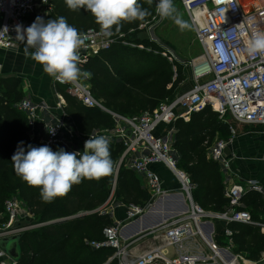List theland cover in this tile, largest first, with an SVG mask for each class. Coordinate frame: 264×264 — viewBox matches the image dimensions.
Instances as JSON below:
<instances>
[{
    "label": "built area",
    "instance_id": "obj_1",
    "mask_svg": "<svg viewBox=\"0 0 264 264\" xmlns=\"http://www.w3.org/2000/svg\"><path fill=\"white\" fill-rule=\"evenodd\" d=\"M181 2L202 52L195 58L184 60L189 70L188 86L179 89L173 98L163 100L154 110L122 115L106 108L92 94L90 74L81 76L74 83L54 81L57 90L64 86L83 104L98 106L113 116V127L96 128L88 137L77 130L66 112L64 99L58 104L57 113L46 103L35 101L30 96L15 103L27 120L28 145H48L52 150L62 147L71 152H82L85 141L91 136L104 135L111 142H120L124 146L117 166L122 161L145 178L151 195L147 205L128 206V223L113 219V224L104 228L103 240L89 242L93 248L111 247L115 250L107 262L116 259L118 264H244L246 255L235 252L234 231L227 227L228 223H250L260 226L264 232V222L254 219L242 202L243 195L250 190L264 197V184L254 178L235 182L225 188L229 205L224 212L203 208L192 198L195 184L189 174L178 167L181 153L174 147L175 139L172 137L176 133L175 122L178 119L188 121L193 114L207 108L216 112L223 122L231 120L239 124L264 125V55L257 53L253 56L247 50L248 42L255 35L264 34V0ZM37 16L45 20L57 18L52 0L47 3L44 0H0V49H17L23 43L17 39V26L26 29ZM82 34L87 36V47L80 51L85 62L79 67L86 72L84 64L90 56L110 48L123 37L115 31L107 35L101 28H91ZM175 58L182 62L179 57ZM51 130H55V134L50 133ZM231 131L236 134V128L232 127ZM229 142V139L216 138L208 146V157L224 168L229 165L226 157ZM261 160L264 162V151ZM157 165L165 166L179 180L184 190L182 193L189 200L187 207L156 225L132 233L130 227L135 219L160 198L175 194L165 187L162 176L154 169ZM109 199L98 210L110 212L113 216L116 207L125 204L113 195ZM32 217L23 199L17 196L8 198L0 214V238L50 222L28 221ZM24 221L28 222L17 225ZM219 221L225 223L221 231L216 227ZM220 237L226 238L225 245L217 240ZM0 264L17 262L0 249Z\"/></svg>",
    "mask_w": 264,
    "mask_h": 264
},
{
    "label": "trees",
    "instance_id": "obj_2",
    "mask_svg": "<svg viewBox=\"0 0 264 264\" xmlns=\"http://www.w3.org/2000/svg\"><path fill=\"white\" fill-rule=\"evenodd\" d=\"M52 2L54 16H64L80 33L91 28H101L90 11L84 8L73 11L68 8L65 0ZM139 2L150 13L145 21L124 23L121 31L116 33L123 34V37L110 48L90 56L84 64L85 70L90 74L93 96L102 100L107 108L123 115L154 110L166 98H173L189 76L184 63L173 59L170 51V54L163 56L161 53L164 50L159 45L154 44L146 52L124 44L126 36L128 39L146 22H152L157 15L156 0L151 5L146 0ZM114 28L115 26L113 31ZM134 40L142 42L138 38ZM146 64L152 70L142 72L141 69ZM20 82L18 77H0V214L6 200L17 196L24 200L35 223L52 222L22 232V251L18 263L105 264L115 250L111 247L93 248L89 242L103 240L104 228L113 224L112 214L98 209L112 194L115 165L124 146L116 141L110 143L111 158L114 161L111 175L100 181L83 179L79 185H73L67 196L56 197L51 203L43 202L40 189L29 186L17 175L11 161L20 142H24L25 150L29 142L26 117L15 106L25 95ZM58 90L66 100V112L84 137H88L96 128L115 125L109 112L98 106L83 104L62 87H58ZM175 126L174 147L181 153L179 166L185 169L195 184L192 189L195 202L205 209L224 212L229 205V198L225 195L223 167L208 157V146L216 136L229 138L227 124L221 122L216 112L207 108L193 114L188 121L178 119ZM60 148L62 147H56L53 151ZM113 197L127 205L142 207L151 199L142 178L124 162L118 170ZM242 202L254 219L258 220L264 214V197L261 193L250 190L243 195ZM80 212L84 214L74 217ZM227 227L234 231L235 250L247 252L251 259L259 260L264 252V232L261 227L243 222H230ZM108 264H118V261L113 259Z\"/></svg>",
    "mask_w": 264,
    "mask_h": 264
},
{
    "label": "clouds",
    "instance_id": "obj_3",
    "mask_svg": "<svg viewBox=\"0 0 264 264\" xmlns=\"http://www.w3.org/2000/svg\"><path fill=\"white\" fill-rule=\"evenodd\" d=\"M48 0H44L47 3ZM69 9L81 8L90 11L96 23L107 35L119 33L124 23L145 21L150 15L139 0H65ZM151 5L153 0H146ZM156 12L161 18L172 19L181 30L188 27L177 14L173 0H158ZM17 39L25 44L24 54L43 66L54 81L61 84L74 83L89 73L79 67L84 63L80 51L86 48L87 36L71 26L64 16L45 20L37 16L26 29L17 26ZM33 49V51H29ZM250 55H264V34L255 35L247 44ZM47 127V126H46ZM55 134V130L49 131ZM110 138L104 135L91 136L85 141L82 152H68L63 148L53 151L48 145L25 150L21 141L11 158L14 169L29 186L40 189L43 202L51 203L56 197H65L73 185L83 179L100 181L114 171L110 153Z\"/></svg>",
    "mask_w": 264,
    "mask_h": 264
},
{
    "label": "crops",
    "instance_id": "obj_4",
    "mask_svg": "<svg viewBox=\"0 0 264 264\" xmlns=\"http://www.w3.org/2000/svg\"><path fill=\"white\" fill-rule=\"evenodd\" d=\"M24 47L25 44L21 43L17 49H13V50L0 49V77L14 76L20 78L21 79L20 88L25 93L24 97L30 96L35 101L44 102L50 107H52L54 112L56 113L59 112L57 106L60 102H63L62 99H64V102H66L64 96L60 92L61 94L56 95V98H54L53 93L50 90V86L52 85L54 91H57L58 93L59 91L56 89L55 83L53 84L52 80L51 82L49 81L47 73L46 76L44 77L45 78L44 83L42 84V80L41 78H39L41 77L42 74V65L35 62L30 55L26 56L24 54ZM29 51L31 52L33 51V49H30ZM41 85H43V88L41 87ZM223 123L227 124L228 126L227 131L229 132L228 133L229 138H223V139L230 140L229 145L226 149V157L228 159L229 165L228 167L225 168L222 166L223 181L225 184V188L230 187L235 182H241L248 178L257 179L262 184H264V162L261 160V155L264 151V125L239 124L231 120ZM245 126H256V127L263 126V127H260L261 129L260 128L248 129ZM232 127L236 128V134H232L231 131ZM216 138H220V137L216 136L215 139ZM154 169L162 176L164 180V185L168 190H170V192H174V193L183 192V191L182 192L178 191L180 187L179 180L165 166L157 165L154 166ZM118 170L119 169L116 164L115 177ZM138 175L142 178V182L146 186L145 178L140 174ZM116 182L117 180L115 178L114 187L111 194L113 196H114V189L116 186ZM128 206H135V205L125 204L123 206H117L116 209L114 210V214L112 218L115 220L117 219L123 220V218L127 216ZM258 220L264 222V214L260 215ZM28 221L32 222V219H29ZM28 221H24V222H28ZM132 225H134V223ZM224 225L225 223L223 222H217L216 223L217 230L221 231ZM130 232H133V230H131ZM223 238L224 237H220L219 239L223 240ZM244 254L246 255L244 264H259L261 261L264 260V252L262 253L259 260L251 259L249 257V253L247 252ZM17 264L19 263L17 262Z\"/></svg>",
    "mask_w": 264,
    "mask_h": 264
},
{
    "label": "rangeland",
    "instance_id": "obj_5",
    "mask_svg": "<svg viewBox=\"0 0 264 264\" xmlns=\"http://www.w3.org/2000/svg\"><path fill=\"white\" fill-rule=\"evenodd\" d=\"M173 3H174V6L177 8V14L180 16V18L183 21L187 22L188 27L181 30L180 27L174 22V20L167 19V18H161L157 14L153 18L152 22H146L144 25H142L140 27V29L137 32H135L134 34H131V36H129L128 39L126 36V40L124 41V44L127 46H130V47H133V48L145 50L146 52H149L153 48V45L156 44V45H159L160 47L163 48L164 51L161 53L163 56H166L168 53L170 54V52H171L170 55L172 56L173 59L175 58V56H177L180 58V60H182L183 63H184V60H190L192 58L199 56L202 52V48H201L200 44L198 43V41L196 40L195 31H194L193 25L190 21V18L188 16L187 12L185 11L181 0H173ZM136 38H138V40H141L142 42H138L137 40H134ZM155 51H157V49ZM151 64H153V63H150V65ZM140 65H142V64H140ZM150 65H148V64L144 65V67L141 69V71L142 72H144L145 70L151 71L152 67ZM184 68L188 69V67L185 64H184ZM45 76H46V73L44 72L43 66H42V74H41V77H39L42 80V84L44 83V80H45L44 77ZM47 76L49 78V81L51 82V80H52V83L54 84V80L49 75H47ZM187 81H188V79H186V82H183L181 84L180 89H183V88L188 86ZM50 85H51V83H50ZM41 87L43 88V85H41ZM61 87L65 89L64 86H61ZM50 90L53 93L54 98H56V95L61 94L60 92L58 93L57 91H54L52 88V85L50 86ZM245 127L248 129H251V128L252 129L253 128L259 129L260 127H263V126H257V127L256 126H245ZM175 135H176V133L174 132L172 135L173 140L175 139ZM178 167H180V169H182V170H185L181 166H178ZM114 181H115V178L113 180L112 190L114 187ZM178 191L184 192L183 187L181 186V183H180V187H179ZM185 196H184L185 201L188 204L189 200ZM110 197H111V193H110L107 201L110 200L109 199ZM107 208H109V207L107 206ZM136 217H138V216H136ZM136 217H134V218H136ZM134 218H132V219H134ZM30 219H32V221L34 222L33 217ZM123 221H124L123 224H126L130 220L123 218ZM219 222H223V221H219ZM217 240L222 245H225V243L227 242L226 238H223V240L217 238ZM235 252L239 253L237 251H235Z\"/></svg>",
    "mask_w": 264,
    "mask_h": 264
},
{
    "label": "water",
    "instance_id": "obj_6",
    "mask_svg": "<svg viewBox=\"0 0 264 264\" xmlns=\"http://www.w3.org/2000/svg\"><path fill=\"white\" fill-rule=\"evenodd\" d=\"M121 163H122V161L119 162L118 169H119ZM115 178L117 180L118 171H117V174H116ZM179 198H180V201H177V200H179ZM163 201H165L167 203L172 202V201L178 202V204H177L178 207L177 206H173V207H170V208H169V206L167 207L168 210H167V213H166V216H165L167 218L169 216L173 215V214H176L177 212L182 211L183 209H185L187 207V203L185 202L183 193H175L173 195H168V196L162 197L157 202H155L152 206H150V208H148V210L142 216H140L139 218L135 219L134 225L139 227V223L142 220H145L146 218H150V215L153 213L154 207L159 202H163ZM82 214H84V213L80 212V213L76 214L74 217L80 216ZM125 218H127V216ZM62 219H65V218H62ZM56 220H60V219H56ZM56 220H53V221H56ZM161 220H162V218L160 217L157 220H155V222L153 224L156 225V224L160 223ZM50 222H52V221H50ZM24 223L25 222H19V223H17V225L24 224ZM153 224H151V225L153 226ZM137 227L135 228V230L132 233H138V232H140L142 230H145V229H147V228H149L151 226L147 222L143 226L144 227L143 229L139 230ZM21 237H22V233H18V234H14V235H10V236H6V237L0 238V249H2L4 252H6V254L8 256H10L16 262H18L20 257H21V251H22L21 250V245H20ZM108 263L109 262H106L105 264H108ZM259 264H264V260L261 261Z\"/></svg>",
    "mask_w": 264,
    "mask_h": 264
},
{
    "label": "bare ground",
    "instance_id": "obj_7",
    "mask_svg": "<svg viewBox=\"0 0 264 264\" xmlns=\"http://www.w3.org/2000/svg\"><path fill=\"white\" fill-rule=\"evenodd\" d=\"M177 201H180V198L179 200ZM178 202L176 201H172V202H159L153 209V213L150 215V218H146L145 220H142L140 223H139V227L135 226V225H132L130 227V230H135V228L137 227L139 230L143 229L144 225L148 222L150 224V226H152L151 224H153L155 222V220H157L158 218H162L161 221L165 220L167 217L166 216V213H167V207L169 206L170 207H173V206H177ZM180 206V205H179ZM178 207V206H177ZM182 208V207H181ZM160 221V222H161ZM154 225V224H153ZM137 230V229H136Z\"/></svg>",
    "mask_w": 264,
    "mask_h": 264
}]
</instances>
